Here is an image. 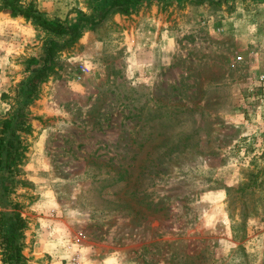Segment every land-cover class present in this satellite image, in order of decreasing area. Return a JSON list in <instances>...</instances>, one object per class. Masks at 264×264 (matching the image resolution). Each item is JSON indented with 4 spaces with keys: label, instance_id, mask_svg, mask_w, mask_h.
Instances as JSON below:
<instances>
[{
    "label": "rangeland",
    "instance_id": "obj_1",
    "mask_svg": "<svg viewBox=\"0 0 264 264\" xmlns=\"http://www.w3.org/2000/svg\"><path fill=\"white\" fill-rule=\"evenodd\" d=\"M19 1L68 27L55 36L0 11V117L21 107L30 126L0 211L24 218L28 264H264V0H141L126 13ZM159 38L166 63L146 70ZM79 63L89 72L76 79ZM137 166L166 173L135 182ZM144 198H165V215Z\"/></svg>",
    "mask_w": 264,
    "mask_h": 264
},
{
    "label": "trees",
    "instance_id": "obj_2",
    "mask_svg": "<svg viewBox=\"0 0 264 264\" xmlns=\"http://www.w3.org/2000/svg\"><path fill=\"white\" fill-rule=\"evenodd\" d=\"M140 1L141 0H109L106 10L116 9L119 12L126 13L129 11V6L137 4ZM0 11L8 12L12 17L20 16L24 20L32 22L35 27L55 36H61L68 30V27L60 21L43 17L37 12L32 2L21 4L19 0H1ZM55 46L56 43L53 39L48 40L47 46L44 47V57L41 58V66L34 71L22 87V95L25 100H29L34 96L36 84L45 71L44 63L51 57L53 47ZM28 61V65H36L39 63L38 58H31ZM29 127L26 114L21 107L0 117V192L4 195L12 189V186L9 185L10 182L20 175L19 166L22 164L23 154L26 150V143L21 134L28 132L30 129ZM111 170L116 173V180L122 179L125 184H127L128 180L125 181V179L131 174L129 168L116 166L111 168ZM165 173L166 172L161 168H157L154 172L151 170L149 171V168L145 166H137L134 178L136 182V180H141L144 177H154L156 174L163 175ZM138 190L137 185L132 183L131 188L125 190L124 193L132 194L133 197L131 198L139 202L141 198L136 195ZM164 199L165 198H157V200H154L152 198L147 200L144 198V201L147 200L144 203L145 210L152 214L159 212L161 216H164L165 212H163L162 208V201ZM16 205L17 204H14V206ZM24 227V218L16 209L6 214L0 211L1 264H28L27 258L22 252L24 247L23 240L25 237L23 233Z\"/></svg>",
    "mask_w": 264,
    "mask_h": 264
},
{
    "label": "crops",
    "instance_id": "obj_3",
    "mask_svg": "<svg viewBox=\"0 0 264 264\" xmlns=\"http://www.w3.org/2000/svg\"><path fill=\"white\" fill-rule=\"evenodd\" d=\"M145 40H144V47L143 46H140L142 49H144V50H147V46H149V47H151L149 44H145ZM150 42H151V40H150ZM152 44H155V46H154V48L153 47H151V50H153V49H155V52H157L156 54H154L155 56H157L155 59L157 60L156 62H155V59H152L151 61H149V60H146L144 63H143V66L145 67V69L147 70L148 68H150L149 66H151L152 67V65L154 64V65H159V67H160V65H163V64H165L166 63V53H165V51H166V41L165 40H162L161 41V39L159 38L158 39V41L155 43V39H152ZM137 56V54H133V56L132 57H136ZM154 56V57H155ZM135 61V60H134ZM135 63L137 64V63H141L140 61H138V62H136L135 61Z\"/></svg>",
    "mask_w": 264,
    "mask_h": 264
},
{
    "label": "built area",
    "instance_id": "obj_4",
    "mask_svg": "<svg viewBox=\"0 0 264 264\" xmlns=\"http://www.w3.org/2000/svg\"><path fill=\"white\" fill-rule=\"evenodd\" d=\"M76 70H77V72H76L75 78L80 79L81 76L86 75L89 72V67L85 63H79Z\"/></svg>",
    "mask_w": 264,
    "mask_h": 264
}]
</instances>
